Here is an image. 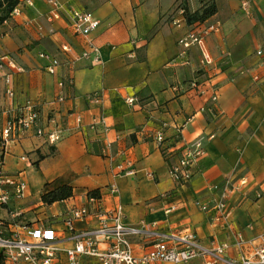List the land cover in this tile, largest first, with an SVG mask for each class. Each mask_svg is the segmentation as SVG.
<instances>
[{
	"label": "crops",
	"instance_id": "obj_1",
	"mask_svg": "<svg viewBox=\"0 0 264 264\" xmlns=\"http://www.w3.org/2000/svg\"><path fill=\"white\" fill-rule=\"evenodd\" d=\"M56 1L63 8L59 20L47 22L51 8L44 1L19 0L21 14L0 28V59L21 69L11 70L6 63L0 68V128L16 107L31 102L47 131H61L55 146L29 132L6 147L3 170L22 173L27 192L0 208L5 233L15 232L17 225L47 228L58 236L61 250L69 249L68 211L86 206L87 194L96 192L104 209L121 208L127 226L159 235L190 231L202 248H225L223 259L233 262L252 251L264 235V58L256 55L264 50V0L246 8V0ZM182 4L190 13L214 7L204 22L219 25L205 39L211 66L201 64L199 48L184 51L178 44L192 28L180 12ZM71 10L89 11L99 21L89 40L100 62L69 30ZM52 59L59 62L53 75L47 71ZM6 75L12 101L5 94ZM191 82L202 84L203 93L190 90ZM95 118L104 120L107 133L89 128ZM159 131L168 139L167 158L152 141ZM195 142L202 144L204 155L189 182L178 185L170 168L178 163L180 149ZM227 181L237 191L227 217L215 223L214 206ZM64 185L73 189V197L44 207L40 196ZM171 205L177 210L166 215ZM14 206L22 214L33 209V222L40 223L16 222ZM43 213L51 222L39 219ZM97 226L95 218L73 224L74 232ZM240 238L249 249L241 250ZM152 242L134 238L135 256ZM59 264H65L63 255ZM81 264L98 262L83 258ZM185 264H208V259Z\"/></svg>",
	"mask_w": 264,
	"mask_h": 264
},
{
	"label": "built area",
	"instance_id": "obj_2",
	"mask_svg": "<svg viewBox=\"0 0 264 264\" xmlns=\"http://www.w3.org/2000/svg\"><path fill=\"white\" fill-rule=\"evenodd\" d=\"M50 8V14L47 16V22L59 20L62 13V6L56 0H42ZM252 1L246 0L242 7L246 8ZM27 3H29L27 1ZM184 16V11L180 9ZM21 14L20 6L14 8L11 18L18 17ZM68 28L75 37L83 38L90 51L95 54L96 62H100L98 48L89 40L90 35L99 27V21L89 11L71 10ZM191 30L182 37L178 44L184 51L192 47L199 48L202 56L201 64L203 66L213 65V61L205 49V39L219 29L218 24L204 25V23H194ZM63 53H68L67 47L61 48ZM258 57L264 58V50L256 52ZM86 56V55H85ZM41 58H49L45 54H40ZM6 65L11 70L21 71L14 63L7 58L0 59V68ZM59 66L56 59L51 60V65L47 68L49 74L55 73V68ZM5 94L9 100H14L15 94L12 88V81L9 75L5 76ZM62 88L63 84H59ZM202 84L191 82L190 90L203 93ZM95 101L94 96L88 97ZM59 102L64 98L59 96ZM134 99H126L127 104L133 105ZM211 101H217V94H213ZM11 117L6 120L0 128V208L8 207L12 200H22L27 192V183L22 173L8 175L4 172V155L9 143L15 142L25 134L32 132L35 137L42 138L50 146H55L60 141L61 131L55 128L47 131L45 126L41 125L39 113L36 105L28 102L23 106L16 107ZM77 122L80 118L77 117ZM49 123L54 125V121ZM57 127V126H56ZM89 128L91 130L101 129L104 133L108 132L102 118L92 120ZM152 141L159 149L163 144V132H157ZM110 148V146H108ZM204 155V150L200 142L180 149V159L177 164L171 166L170 176L178 185H185L191 179L193 168L197 161ZM131 175V172H127ZM245 184V181H240ZM237 188L232 181H227L225 187L220 191L218 201L214 206L213 222L223 221L227 215V206ZM117 192L115 188L111 191ZM87 205L79 208H72L68 211L67 218L64 221L65 229L71 233L73 246L66 250H61L58 245V236L47 228H33L28 225H17V230L6 234L3 226L0 225V264H59L60 256L63 255L65 264H81L83 258L95 259L98 264H185L196 258H207L208 264H264V235L259 245L252 251L242 253L237 262L223 259L225 248L206 250L202 248L192 232H186L179 235H159L145 231L144 227H130L124 224V216L120 207L114 209H104L100 205V199L87 195ZM177 210L176 206L171 205L165 210L166 215H170ZM14 218L19 214L14 213ZM88 218L97 219L98 226L92 230L74 232L73 224L76 221ZM153 239L149 250L140 257H136L132 247L134 238ZM104 245V249H100ZM238 246L241 250L249 249L241 238L238 240Z\"/></svg>",
	"mask_w": 264,
	"mask_h": 264
},
{
	"label": "trees",
	"instance_id": "obj_3",
	"mask_svg": "<svg viewBox=\"0 0 264 264\" xmlns=\"http://www.w3.org/2000/svg\"><path fill=\"white\" fill-rule=\"evenodd\" d=\"M201 1V0H199ZM19 5V0H0V28L1 26L11 19V13L14 8ZM184 11V17L188 25H192L194 23H204L211 16H213L215 10L213 6H208L203 8L200 12L190 13L186 7V4L180 5V7ZM168 139L165 137L163 133V144L161 146V151L163 155L167 158L166 150H168ZM87 195L99 198V195L96 192H89ZM73 197V189L70 186L64 185L53 191L44 192L40 196V200L43 205L49 207L55 203H61L67 200H70Z\"/></svg>",
	"mask_w": 264,
	"mask_h": 264
},
{
	"label": "rangeland",
	"instance_id": "obj_4",
	"mask_svg": "<svg viewBox=\"0 0 264 264\" xmlns=\"http://www.w3.org/2000/svg\"><path fill=\"white\" fill-rule=\"evenodd\" d=\"M187 1V0H186ZM45 207V205H43ZM16 207L14 209V213H18L19 214V217L16 218L18 220H16V222L20 223V222H23V223H30V222H33L34 218H37V215L33 213V209L31 211H28V212H24V214H22V208L20 206H14ZM44 218L46 219V221H44ZM41 221H43V223H47V222H51V219L49 218L48 215H46L45 213H43V216L41 218ZM35 224H39L40 222H33Z\"/></svg>",
	"mask_w": 264,
	"mask_h": 264
}]
</instances>
